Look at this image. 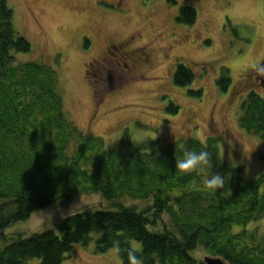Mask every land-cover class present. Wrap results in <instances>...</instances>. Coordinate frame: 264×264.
Masks as SVG:
<instances>
[{
    "label": "trees",
    "instance_id": "1",
    "mask_svg": "<svg viewBox=\"0 0 264 264\" xmlns=\"http://www.w3.org/2000/svg\"><path fill=\"white\" fill-rule=\"evenodd\" d=\"M173 2V0H169ZM197 9L182 5L178 23L191 25ZM87 41L86 44H88ZM32 50L30 41L15 28L14 11L0 0V237L11 242L0 250V264H63L76 244L88 245L96 233L99 252L119 248L129 264L132 241L142 264H206L196 251L220 257L227 264H264V234L248 229L264 217V172L244 175V166H227L218 136L196 137L164 144L148 139L133 148L121 140L108 145L85 134L67 116L57 71L43 62L18 60ZM228 71L217 79L228 91ZM195 73L178 63L174 82L188 87ZM201 98L203 89H189ZM176 114L179 106L169 103ZM240 125L264 139V98L251 91L240 107ZM206 150L211 165L189 174L176 170L185 151ZM214 173L223 187L204 188ZM101 194L107 206L87 209L53 229L12 237L5 230L54 204L71 205L84 194ZM144 200L143 207L124 199ZM241 227V229H237Z\"/></svg>",
    "mask_w": 264,
    "mask_h": 264
},
{
    "label": "rangeland",
    "instance_id": "2",
    "mask_svg": "<svg viewBox=\"0 0 264 264\" xmlns=\"http://www.w3.org/2000/svg\"><path fill=\"white\" fill-rule=\"evenodd\" d=\"M15 28L32 50L21 61L53 67L68 118L85 134L108 145L158 139L167 144L196 137L218 136L227 166H244L254 178L264 172V139L240 125V107L254 91L264 98V0H8ZM197 9L191 25L176 20L182 5ZM88 42V44H86ZM123 46L127 58L108 47ZM131 60V61H130ZM124 61H127L128 67ZM178 63L196 75L188 87L174 82ZM228 71L231 85L222 91L217 79ZM203 89L201 98L189 89ZM179 106L176 114L169 103ZM264 188V187H263ZM143 207L144 200L124 199ZM107 206L101 194L78 196L69 206L54 204L35 211L5 230L8 237L46 229L61 234L60 222L87 209ZM264 234V217L247 225ZM241 229V227H237ZM76 244L63 264H123L119 248L99 252L96 239ZM11 242L0 237V250ZM135 248L141 245L132 241ZM204 259L207 254L196 251ZM34 259L32 264H38Z\"/></svg>",
    "mask_w": 264,
    "mask_h": 264
},
{
    "label": "clouds",
    "instance_id": "3",
    "mask_svg": "<svg viewBox=\"0 0 264 264\" xmlns=\"http://www.w3.org/2000/svg\"><path fill=\"white\" fill-rule=\"evenodd\" d=\"M254 72L264 75V64L253 66ZM211 165V155L206 150L196 152L194 150L185 151L182 159H176V170L182 174H189L202 167ZM224 178L220 173H214L204 181V188L207 190H215L223 187ZM129 264H142V260L137 257L136 249L130 247L128 250Z\"/></svg>",
    "mask_w": 264,
    "mask_h": 264
},
{
    "label": "flooded vegetation",
    "instance_id": "4",
    "mask_svg": "<svg viewBox=\"0 0 264 264\" xmlns=\"http://www.w3.org/2000/svg\"><path fill=\"white\" fill-rule=\"evenodd\" d=\"M112 48L116 49V50L119 52L118 54H120V57H121L122 59H126V58H127V54H126V52L124 53V51H123V46H121V47H116L115 45H113L112 43H110V45H109V47H108V50H109V53H111V54H112ZM130 61H131V60H130ZM124 63H125V65H126L127 67L129 66V65L127 64V61H124ZM256 79H258V80H257L258 83H261L262 86H264V81L260 80V78H259L258 75H256Z\"/></svg>",
    "mask_w": 264,
    "mask_h": 264
},
{
    "label": "water",
    "instance_id": "5",
    "mask_svg": "<svg viewBox=\"0 0 264 264\" xmlns=\"http://www.w3.org/2000/svg\"><path fill=\"white\" fill-rule=\"evenodd\" d=\"M204 261L206 264H227L222 258L214 256H205Z\"/></svg>",
    "mask_w": 264,
    "mask_h": 264
}]
</instances>
